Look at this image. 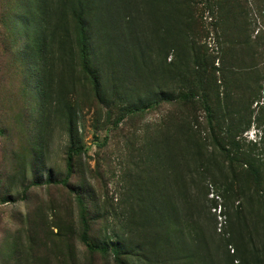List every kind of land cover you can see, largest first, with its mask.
<instances>
[{"label":"trees","instance_id":"16d2710c","mask_svg":"<svg viewBox=\"0 0 264 264\" xmlns=\"http://www.w3.org/2000/svg\"><path fill=\"white\" fill-rule=\"evenodd\" d=\"M111 1L112 8L107 0H26L18 13L16 27L24 32L25 45L15 56L19 68L11 70L22 78L20 101L15 100L22 115L9 131L16 135L20 128L34 165L46 178L23 182L19 197L45 184L67 190V206L77 209V221L69 213L68 222L56 225L58 232L72 238L69 231L77 222V238L85 250L114 264H264V134L259 143L248 145L243 139L253 123L264 132V0L254 1L263 23L255 37L248 0ZM193 6H203L214 19L216 55L192 46V35L200 29L191 16ZM147 22L158 41L150 46L159 47L162 64L154 63L156 74L161 71L157 83L161 78L166 87L151 77L154 84L145 92L147 65L142 60L147 57L141 39ZM169 52L174 61L167 64ZM110 63L112 101L136 102L123 109L119 124L162 105L173 111L146 130L145 145L134 150L140 152L137 174L132 170L121 178L124 186L113 216L122 234L115 242H95L85 196L70 183L75 161L87 150L78 137L69 91L84 74L101 100L99 84ZM53 119L65 121L69 139L58 180L43 169L48 150L44 136ZM211 190L226 224L215 236L201 223L196 206ZM5 197L2 203L11 202ZM212 202L216 208L217 201ZM26 224L31 229L36 222L26 215ZM227 245L233 246L234 256L226 255ZM71 251L68 245L60 264H75ZM16 257V264H22L21 256Z\"/></svg>","mask_w":264,"mask_h":264},{"label":"rangeland","instance_id":"374dc122","mask_svg":"<svg viewBox=\"0 0 264 264\" xmlns=\"http://www.w3.org/2000/svg\"><path fill=\"white\" fill-rule=\"evenodd\" d=\"M254 1L248 0L252 5L248 13L252 37L256 36L263 25ZM25 2L26 0H0V101L6 100L3 105L0 104V200L6 196L5 198L11 201L6 204L0 201V264H16V256H21L22 264H60L67 254L68 245L72 249L70 258L75 260V264H114L112 259L99 254L93 255L85 250L77 238L80 231L77 222L69 231L73 235L72 238H64L63 234L58 232L56 225L68 222L69 213H73L77 221V209L71 211L67 206L71 202L67 190L45 184L31 188L24 198L19 197L23 182L46 179L45 174L42 176L34 165L33 152L23 142L20 128L17 127L16 135L9 131L16 127L15 121H19L22 115L21 107L15 101H20L18 89L22 78L19 73L15 75L11 69L19 68L21 61L15 63V56L21 53L25 45L24 32L16 27L19 22L18 13L22 11ZM107 2L108 7L112 8V1ZM94 7L96 9V4ZM94 7L92 6L93 10ZM202 7L193 6L191 11V16L198 19L194 22L195 26H200V29L193 33L191 43L196 48L203 47L208 53L216 55L219 51L216 37L218 31L213 26L212 15L208 10H201ZM68 21V28H72L73 22L70 19ZM148 25L152 26L147 22L141 39L147 57L142 60L143 64L147 65V70H143L147 77L145 92L152 89L154 83L150 80L151 77L156 79V84L166 87L161 78L157 83L161 71L156 74L154 63L160 66L162 64L158 56L159 47L150 46L158 41L151 36ZM171 61H174V55L169 52L166 62L169 64ZM108 65L110 70L103 72L99 84L101 100L96 96L95 86L84 74L79 78L76 87L69 91V102L75 107L72 117L77 123L78 137L82 139L87 150L86 154L75 161V174L70 183L72 186H79L85 196L84 201L89 206V217L92 220L90 237L95 242L108 238L115 242V236L122 234L121 230L119 231V223L118 227L113 216V209L116 208L121 188L124 186L121 178L129 176L132 170L137 174L140 152L134 150L142 149L145 145V134L148 133L146 130H153L154 123L158 124L162 116L173 111L169 106L162 105L119 124V118L125 113L123 109L136 102L131 99L128 105L119 100L112 101V63ZM217 65L218 63H215V66ZM130 78H133V75H130ZM163 92L171 94L165 88ZM116 94L119 93L116 91ZM156 94L159 92L156 91ZM143 98L141 95L142 100ZM260 129L253 123L243 134L245 143H259L264 134ZM44 137L48 150L45 158L47 164L43 169L58 180L64 174L65 155L69 144L65 121L53 119L52 126ZM212 200L217 201L216 208ZM199 202L200 204L196 203L197 211L205 228L212 231L214 236L226 230L225 220L220 214L221 202L216 200L214 192L211 190L208 196H202ZM75 207L77 208V205ZM26 215L36 222L31 229L27 228ZM125 233L123 238L127 236V232ZM226 250L229 253L227 256L235 255L233 246L227 245ZM134 261L132 258L131 262ZM233 264H240V261L235 260Z\"/></svg>","mask_w":264,"mask_h":264}]
</instances>
